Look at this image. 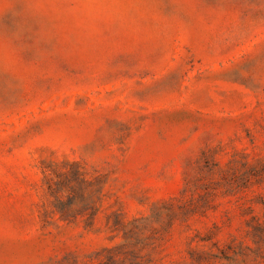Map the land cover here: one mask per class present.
Masks as SVG:
<instances>
[{
	"label": "rangeland",
	"instance_id": "374dc122",
	"mask_svg": "<svg viewBox=\"0 0 264 264\" xmlns=\"http://www.w3.org/2000/svg\"><path fill=\"white\" fill-rule=\"evenodd\" d=\"M0 264H264V0H0Z\"/></svg>",
	"mask_w": 264,
	"mask_h": 264
}]
</instances>
